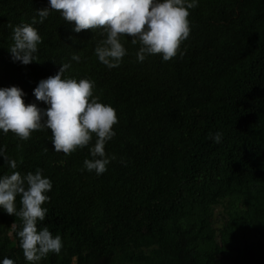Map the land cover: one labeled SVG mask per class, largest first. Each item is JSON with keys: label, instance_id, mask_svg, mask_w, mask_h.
Wrapping results in <instances>:
<instances>
[{"label": "trees", "instance_id": "16d2710c", "mask_svg": "<svg viewBox=\"0 0 264 264\" xmlns=\"http://www.w3.org/2000/svg\"><path fill=\"white\" fill-rule=\"evenodd\" d=\"M47 6L0 0V87L18 86L25 104L46 108L33 89L70 63L65 75L94 80L118 123L105 146L116 160L99 176L82 170L87 146L56 152L50 129L26 141L0 132L15 171L39 168L52 182L38 227L63 247L39 264H264V0H198L182 56L137 62L139 45L125 36L127 54L111 69L94 54L99 30L77 33L51 10L35 25L39 62H13V28ZM217 131L220 143L209 138ZM11 171L0 157V175ZM21 227L0 209V260L29 264Z\"/></svg>", "mask_w": 264, "mask_h": 264}, {"label": "clouds", "instance_id": "9594fccd", "mask_svg": "<svg viewBox=\"0 0 264 264\" xmlns=\"http://www.w3.org/2000/svg\"><path fill=\"white\" fill-rule=\"evenodd\" d=\"M198 0H48V6L36 10L31 23H21L12 30V44L8 47L13 62L28 65L39 62L38 46L42 36L35 25L43 24L51 10L59 11L65 22L73 24V31L99 30L102 39L94 48L98 61L109 69L119 66L127 54L122 37H130L132 45H139L137 62L159 54L163 61L183 55L180 46L190 34V10ZM38 17V19H37ZM71 60L79 62V55ZM70 63H62L55 75L39 81L33 89L36 103L25 104L26 93L18 86L0 87V132L11 131L20 140H28L33 131L50 129L53 150L68 155L88 147L90 158L83 161V169L97 176L107 171L115 154L106 153L105 146L116 132V110L95 94L96 84L90 78H70L65 75ZM220 143L222 133L210 134ZM94 139V144L92 143ZM10 173L0 175V209L19 217L22 227L16 232L19 246L29 264H39L49 253L59 254L63 241L47 226L38 227L48 212L43 205L50 200V178L37 169L35 174L15 171L17 162L6 155L0 146ZM20 197L17 210L16 199ZM0 264H14L3 258Z\"/></svg>", "mask_w": 264, "mask_h": 264}]
</instances>
